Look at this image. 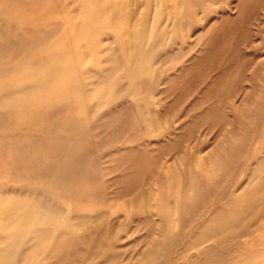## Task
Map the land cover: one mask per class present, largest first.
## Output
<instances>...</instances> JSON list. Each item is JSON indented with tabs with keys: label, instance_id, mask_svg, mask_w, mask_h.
Returning a JSON list of instances; mask_svg holds the SVG:
<instances>
[{
	"label": "rangeland",
	"instance_id": "obj_1",
	"mask_svg": "<svg viewBox=\"0 0 264 264\" xmlns=\"http://www.w3.org/2000/svg\"><path fill=\"white\" fill-rule=\"evenodd\" d=\"M163 1L144 87L90 110L69 180L27 181L61 214L15 264H264V0Z\"/></svg>",
	"mask_w": 264,
	"mask_h": 264
},
{
	"label": "bare ground",
	"instance_id": "obj_2",
	"mask_svg": "<svg viewBox=\"0 0 264 264\" xmlns=\"http://www.w3.org/2000/svg\"><path fill=\"white\" fill-rule=\"evenodd\" d=\"M32 1L0 0V264H15L58 222L59 200L27 181L62 185L81 167L75 137L86 116L144 87L164 12L163 0H64L37 23L25 8Z\"/></svg>",
	"mask_w": 264,
	"mask_h": 264
}]
</instances>
